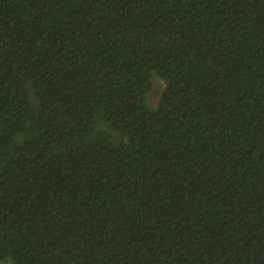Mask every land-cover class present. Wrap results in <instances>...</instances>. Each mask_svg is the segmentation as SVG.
I'll list each match as a JSON object with an SVG mask.
<instances>
[{"label":"trees","instance_id":"trees-1","mask_svg":"<svg viewBox=\"0 0 264 264\" xmlns=\"http://www.w3.org/2000/svg\"><path fill=\"white\" fill-rule=\"evenodd\" d=\"M0 264H264V0H0Z\"/></svg>","mask_w":264,"mask_h":264},{"label":"rangeland","instance_id":"rangeland-1","mask_svg":"<svg viewBox=\"0 0 264 264\" xmlns=\"http://www.w3.org/2000/svg\"><path fill=\"white\" fill-rule=\"evenodd\" d=\"M162 89H163V82L158 78H155L153 80L152 92L150 93L147 101L149 107L154 108L156 106Z\"/></svg>","mask_w":264,"mask_h":264}]
</instances>
